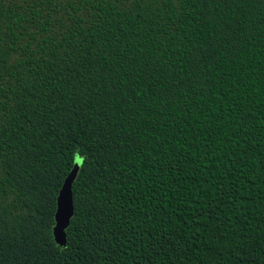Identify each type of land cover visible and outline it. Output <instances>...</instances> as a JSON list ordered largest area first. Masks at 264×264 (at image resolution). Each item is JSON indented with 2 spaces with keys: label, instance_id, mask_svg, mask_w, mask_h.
<instances>
[{
  "label": "trees",
  "instance_id": "trees-1",
  "mask_svg": "<svg viewBox=\"0 0 264 264\" xmlns=\"http://www.w3.org/2000/svg\"><path fill=\"white\" fill-rule=\"evenodd\" d=\"M0 264H264V0H0Z\"/></svg>",
  "mask_w": 264,
  "mask_h": 264
},
{
  "label": "water",
  "instance_id": "water-1",
  "mask_svg": "<svg viewBox=\"0 0 264 264\" xmlns=\"http://www.w3.org/2000/svg\"><path fill=\"white\" fill-rule=\"evenodd\" d=\"M79 167L72 163V167L63 179L61 187L55 198V211L51 235L53 242L58 246L65 244V229L72 216L71 185L76 178Z\"/></svg>",
  "mask_w": 264,
  "mask_h": 264
},
{
  "label": "clouds",
  "instance_id": "clouds-1",
  "mask_svg": "<svg viewBox=\"0 0 264 264\" xmlns=\"http://www.w3.org/2000/svg\"><path fill=\"white\" fill-rule=\"evenodd\" d=\"M86 155H81L78 151L74 153L73 155V163L75 166L79 168H83L85 165V162L87 161Z\"/></svg>",
  "mask_w": 264,
  "mask_h": 264
}]
</instances>
